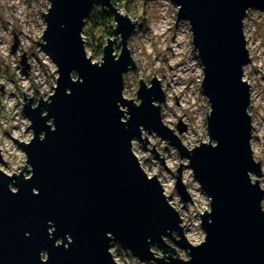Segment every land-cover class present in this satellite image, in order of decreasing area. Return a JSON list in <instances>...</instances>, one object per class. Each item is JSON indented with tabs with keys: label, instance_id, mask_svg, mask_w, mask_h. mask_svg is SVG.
<instances>
[{
	"label": "water",
	"instance_id": "1",
	"mask_svg": "<svg viewBox=\"0 0 264 264\" xmlns=\"http://www.w3.org/2000/svg\"><path fill=\"white\" fill-rule=\"evenodd\" d=\"M170 2L190 27L202 69L207 140L187 148L162 123L164 94L154 76L148 85L137 79V103L121 94L125 70L135 69L127 47L135 19L110 0H48L41 40L56 77L50 94L39 95L35 104L21 91L31 135L26 142L12 139L29 169L28 175L21 171L25 164L10 175L0 169V264H117L111 239L154 264H264V190L249 143V88L242 78L249 60L242 20L247 9L264 11V0ZM93 5L110 14L119 39L115 54L113 37H106L98 62L86 55L81 34ZM20 63L27 68L24 56ZM176 128L180 133L185 125ZM142 130H152L187 158L209 199L199 213L203 238L197 244L186 240L179 212L154 173L147 176L139 166L131 143L136 138L145 147ZM152 145L146 148L165 167ZM174 179L180 200L188 201L179 169Z\"/></svg>",
	"mask_w": 264,
	"mask_h": 264
},
{
	"label": "rangeland",
	"instance_id": "2",
	"mask_svg": "<svg viewBox=\"0 0 264 264\" xmlns=\"http://www.w3.org/2000/svg\"><path fill=\"white\" fill-rule=\"evenodd\" d=\"M110 1L137 23L127 38V47L135 69L128 68L123 74V97L131 98L137 103V79L140 78L148 85L150 77L154 76L156 80L159 77L157 81L164 94L159 112L162 123L172 128L181 144L187 148L194 147L199 141H206L205 112L208 113L209 107L200 90L202 69L191 44L187 21L178 18L177 7L170 0ZM48 4V0H0V169L8 175L20 171V165L25 164L21 170L25 175H28L29 169L24 152L18 144L20 140L27 141L31 135L27 126L29 120L21 109V91L24 97L30 96L32 104H35L39 95L46 98L50 94L56 77L55 66L41 40L44 28L41 11L46 12ZM84 19L81 34L84 51L91 61L100 60L106 37L111 40L113 37V50L117 54L119 39L117 34L111 33L113 18L106 23L107 30L96 26L94 19ZM242 23L249 56V60L242 66V78L247 81L249 88L250 102L246 108L251 121L249 143L253 159L260 164L258 183L264 190V11L247 9ZM22 56L27 68L20 63ZM177 68L182 70L174 77L172 71ZM185 68L188 69L187 72ZM184 72L189 75L185 76L187 78L184 77ZM169 79L172 81H168ZM164 81H167L168 87L163 84ZM171 89L177 97L172 94ZM177 123L185 125L180 133H177ZM143 134L148 141L145 147L136 138L131 143L139 166L147 176L154 173L164 194H169L166 196L167 201L179 212L186 240L197 244L203 238L199 213L207 210L209 199L199 188L196 178H193L186 157H179L176 148L160 139L152 130H142L141 138L144 137ZM152 143L157 156L162 155L165 167L154 156L153 151L148 150ZM178 169L182 184L189 194V199L185 202L180 200L174 188V176ZM249 176L252 180L256 178L251 172ZM261 208L264 210V193ZM166 241L175 247L176 255L187 259L186 251L168 239ZM109 247L117 264H154L132 257L113 239L110 240ZM152 250L159 254V249L155 246Z\"/></svg>",
	"mask_w": 264,
	"mask_h": 264
},
{
	"label": "trees",
	"instance_id": "3",
	"mask_svg": "<svg viewBox=\"0 0 264 264\" xmlns=\"http://www.w3.org/2000/svg\"><path fill=\"white\" fill-rule=\"evenodd\" d=\"M90 14L86 18L94 19V24L98 27H101L103 29H106V23L111 19L110 14L106 13L105 10L101 7L93 5L91 7ZM107 30V29H106ZM108 34H111L109 31Z\"/></svg>",
	"mask_w": 264,
	"mask_h": 264
},
{
	"label": "bare ground",
	"instance_id": "4",
	"mask_svg": "<svg viewBox=\"0 0 264 264\" xmlns=\"http://www.w3.org/2000/svg\"><path fill=\"white\" fill-rule=\"evenodd\" d=\"M119 12L122 13V14H123V12L125 13V11L122 10V9H120V8H119ZM132 61H134V60L132 59ZM179 66H180V65H179ZM176 67H177V65H176ZM185 69H186V68H185ZM180 70H182V69H178V68H177L176 71L173 70V71H172V75L175 77V76H176V73H177V72L179 73ZM187 70H188V69H186L185 71L187 72ZM185 76H187V75H186V73L184 72V77H185ZM188 76H189V75H188ZM188 76H187V77H188ZM187 77H185V78H187ZM157 80H159V77H158ZM168 81H172V79H171V80L169 79ZM163 84H164L165 86L167 85V87H168V83H167V81H164ZM173 85H174V84H173ZM173 85H172V86H173ZM170 88H171V85H170ZM172 88L175 89V86H173ZM186 88H188V86H187ZM188 89H190V88H188ZM171 92H172V94L175 95V97H177V96H176V93H175L172 89H171ZM190 92H191V91H190Z\"/></svg>",
	"mask_w": 264,
	"mask_h": 264
},
{
	"label": "clouds",
	"instance_id": "5",
	"mask_svg": "<svg viewBox=\"0 0 264 264\" xmlns=\"http://www.w3.org/2000/svg\"><path fill=\"white\" fill-rule=\"evenodd\" d=\"M41 260L44 261V262H46L48 260L47 258H44V252L41 253Z\"/></svg>",
	"mask_w": 264,
	"mask_h": 264
},
{
	"label": "built area",
	"instance_id": "6",
	"mask_svg": "<svg viewBox=\"0 0 264 264\" xmlns=\"http://www.w3.org/2000/svg\"><path fill=\"white\" fill-rule=\"evenodd\" d=\"M28 140H29V139H28ZM28 140H27V141H28ZM25 142H26V141H25Z\"/></svg>",
	"mask_w": 264,
	"mask_h": 264
}]
</instances>
